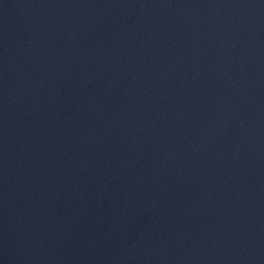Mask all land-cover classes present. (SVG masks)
<instances>
[{"label": "water", "instance_id": "obj_1", "mask_svg": "<svg viewBox=\"0 0 264 264\" xmlns=\"http://www.w3.org/2000/svg\"><path fill=\"white\" fill-rule=\"evenodd\" d=\"M0 264H264V0H0Z\"/></svg>", "mask_w": 264, "mask_h": 264}]
</instances>
